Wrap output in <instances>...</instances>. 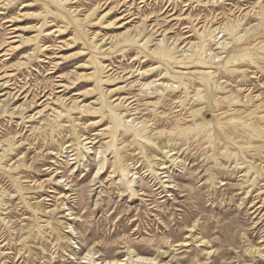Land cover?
<instances>
[{"label":"rangeland","instance_id":"374dc122","mask_svg":"<svg viewBox=\"0 0 264 264\" xmlns=\"http://www.w3.org/2000/svg\"><path fill=\"white\" fill-rule=\"evenodd\" d=\"M0 49V264H264V0H0Z\"/></svg>","mask_w":264,"mask_h":264},{"label":"bare ground","instance_id":"6f19581e","mask_svg":"<svg viewBox=\"0 0 264 264\" xmlns=\"http://www.w3.org/2000/svg\"><path fill=\"white\" fill-rule=\"evenodd\" d=\"M157 28V27H156ZM162 38V37H161ZM160 40V39H159ZM14 41H16V40H14ZM179 41V40H178ZM172 44V43H171ZM4 47H6V46H4ZM2 49H0V51H1ZM184 50V49H183ZM209 52V51H208ZM4 55H7V53H6V51L5 52H2V53H0V56H4ZM8 71V70H7ZM118 73V72H117ZM6 77V76H5ZM64 81V80H63ZM7 83V82H6ZM9 85H10V83H9ZM146 87H149V86H147L146 85ZM37 100V99H36ZM18 107V106H17ZM42 114V113H41ZM137 125V124H136ZM89 143V142H88ZM58 173V172H57ZM141 259H142V257H141ZM146 260V259H149L150 260V258H143V260ZM143 260H141V261H143ZM144 260V261H145ZM148 260V261H149ZM147 261V260H146ZM105 263H107V264H113V263H116V264H118V262L117 261H106Z\"/></svg>","mask_w":264,"mask_h":264}]
</instances>
